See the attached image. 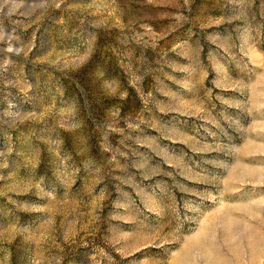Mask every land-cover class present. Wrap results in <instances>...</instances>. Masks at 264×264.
I'll use <instances>...</instances> for the list:
<instances>
[{
  "label": "rangeland",
  "instance_id": "1",
  "mask_svg": "<svg viewBox=\"0 0 264 264\" xmlns=\"http://www.w3.org/2000/svg\"><path fill=\"white\" fill-rule=\"evenodd\" d=\"M0 264H264V0H0Z\"/></svg>",
  "mask_w": 264,
  "mask_h": 264
}]
</instances>
